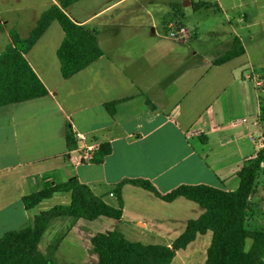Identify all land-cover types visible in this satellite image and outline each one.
<instances>
[{
  "label": "crops",
  "instance_id": "crops-1",
  "mask_svg": "<svg viewBox=\"0 0 264 264\" xmlns=\"http://www.w3.org/2000/svg\"><path fill=\"white\" fill-rule=\"evenodd\" d=\"M119 1L76 18L66 13L67 6L61 8L59 1L52 0L74 23L94 32V42L101 50L69 77L63 78L59 70L55 51L63 31L55 20L23 54L47 93L0 105V189L13 188L15 192H6L16 195L0 208V235L30 225L39 211L68 202L67 192H55L30 209L23 207V195L48 185L75 178L112 206L116 201L111 189L122 178L147 179L160 194L179 184L233 190L239 168L264 146V63L252 61L248 55L246 36L239 31L245 18L238 17L234 24L226 20L230 29L225 38L204 19L208 23L202 32H208L206 43L212 44H197L194 49L187 41L196 38V30L188 32L182 24L186 9L213 7L222 11L221 0L212 6L208 0L161 2V24L167 32L170 26L184 29L176 38L156 29L153 9L147 13L151 25L147 32L137 30L143 26L141 22L129 21L125 24L133 31L120 30L125 25L119 15L99 20ZM200 2L209 5L199 6ZM234 38L243 52L214 63L231 49ZM194 42L201 43V39ZM110 101L115 102L111 114L104 107ZM67 128L73 137L69 147L65 143ZM99 143L110 148L100 162L77 160L80 148ZM57 194L59 203L49 204ZM120 194L119 219L98 216L87 220L94 222L90 226L83 218H56L38 240L37 251L52 263L66 264L63 256L68 259L74 249L62 242L74 241L84 254L80 264H95L97 255L89 239L96 232L117 228L126 239L136 241L129 237L135 231L145 239L140 243L168 245L188 219L202 212L195 202L181 196L166 202L127 183ZM248 200L245 222L260 216L264 229V166L256 174ZM43 203L46 205L41 206ZM208 232L196 234L194 239ZM54 233L57 237H52Z\"/></svg>",
  "mask_w": 264,
  "mask_h": 264
},
{
  "label": "trees",
  "instance_id": "trees-1",
  "mask_svg": "<svg viewBox=\"0 0 264 264\" xmlns=\"http://www.w3.org/2000/svg\"><path fill=\"white\" fill-rule=\"evenodd\" d=\"M75 1L59 0V6L63 8ZM198 5L207 6L209 3L200 2ZM52 20L63 31L55 51L63 78L79 71L101 54L94 42V32L74 23L57 5L51 4L39 14L25 38L12 34L10 42L0 51V105L47 93L23 54ZM242 52L238 40L234 38L231 49L216 58L214 63H221ZM114 103L104 104L110 114L113 113ZM65 143L67 147L73 144L69 128L65 133ZM109 151L107 143L97 144L90 161L100 162ZM263 166L264 146L239 168L237 186L233 190L204 184H179L160 194L147 179L122 178L111 189L116 201L114 206L92 194L85 184L75 178L48 185L23 195V207L30 209L55 192H67L68 202L37 212L30 225L3 232L0 235V264H52L36 249L49 223L63 217L72 221L77 218L92 220L98 216L119 219L122 212L120 188L125 183L140 187L166 202L181 196L195 202L202 212L196 218L188 219L183 230L168 245L130 241L116 229L96 232L89 239L92 251L97 255L95 264H169L177 250L184 249L196 234L206 231H210V238L203 264H264V229L248 228L245 222L250 207L248 196L253 193L256 174ZM246 240L250 241L248 246L245 245Z\"/></svg>",
  "mask_w": 264,
  "mask_h": 264
},
{
  "label": "rangeland",
  "instance_id": "rangeland-1",
  "mask_svg": "<svg viewBox=\"0 0 264 264\" xmlns=\"http://www.w3.org/2000/svg\"><path fill=\"white\" fill-rule=\"evenodd\" d=\"M55 1L57 3L59 0ZM113 1L115 0H78L68 5L65 9L68 15L78 18L91 15ZM146 1L147 0H120L117 6L99 16V20L107 19L110 15H119V20L125 25L124 27H121L120 30H124L125 33L133 31L132 27L126 26L125 24L126 21H129V23L141 22L143 26L139 28L140 30H137L147 32L151 28V25H148L149 19L147 13H149L148 10H151L152 12L153 9L154 11L152 14L156 21V29L166 33L167 29L161 24V18L164 15L162 14V5L160 3L164 0H152L153 4L151 5H146ZM191 1L194 3L198 0ZM208 1L211 2L210 5L215 3V0ZM221 2L222 11L213 7L200 8L197 10H192L191 7L186 9L182 24L188 32L191 31V29L196 30V38H190L187 43L191 44L194 49L197 48V44L204 47L212 44L210 41L209 43H206L210 40V37H207L209 36L208 32H202L203 29H206L205 24L208 23H205L203 21L204 19H208L213 30L215 32L217 31L220 37L223 36L225 38L230 29L226 20H230L231 23L234 24L233 21L237 20L238 17H244L245 22L239 23L240 26H243L239 31L244 37L246 36L245 39H247L246 47L248 49V55L252 61L264 63V0H221ZM184 3L187 2L185 1ZM51 4H53L52 0H0V51L3 50L5 44L10 41L12 34H18L20 38H25L35 25L38 15ZM193 26H195V29L192 28ZM249 37H251L252 45L251 42H248ZM199 39H201V43L194 42V40L199 42ZM255 41L258 42L257 47ZM255 63L256 62H253V64ZM254 68L257 69L258 66ZM254 75V72L252 73L251 71V77ZM101 189L105 188L101 187ZM7 190L10 189L3 191L0 189V208L4 204L14 200L16 197L15 193L6 192ZM24 190H28V188L24 186ZM10 191L15 192L13 188ZM105 193L103 195H106ZM58 197V194L54 195L52 199L47 202L49 204L59 203V199H57ZM46 203H43L41 206H45ZM69 221H71L70 218ZM261 221L262 218L258 216L257 218H254L251 223L246 225L248 228L259 229L263 227ZM88 222L89 221L86 220V223ZM89 223L90 226H92L94 222ZM113 229L118 230L117 228ZM132 234L133 236L129 237L137 239L136 241H145V239L142 238L141 235L136 234L135 231H132ZM208 234L210 233L208 232L205 235H197V237L188 243L184 249L177 250L169 264H203L205 248L210 238ZM52 237H57L56 233H54ZM49 239L52 241L55 238ZM74 243V241L69 242L67 240H63L62 242L64 247L71 246V248L74 249L72 255L70 257L68 256V259L67 256H63L64 259L66 258L64 260V263L66 264H80V259L84 255L78 246H74ZM249 244L250 241L246 240L245 245L248 246ZM59 258H61V255ZM48 260L50 259L48 258ZM52 264L57 263L54 262Z\"/></svg>",
  "mask_w": 264,
  "mask_h": 264
},
{
  "label": "built area",
  "instance_id": "built-area-1",
  "mask_svg": "<svg viewBox=\"0 0 264 264\" xmlns=\"http://www.w3.org/2000/svg\"><path fill=\"white\" fill-rule=\"evenodd\" d=\"M167 34L170 37L176 38L178 35L182 36L184 34V29L181 26H177L176 28L174 26H170ZM76 135H77L76 136L77 139L84 140V136H82L81 134H76ZM260 140L257 139L258 142H260ZM96 146L97 145L94 144L84 145L82 148L78 150V153L76 154L77 160L79 161L81 159H86V160L91 159L92 151L95 149Z\"/></svg>",
  "mask_w": 264,
  "mask_h": 264
}]
</instances>
